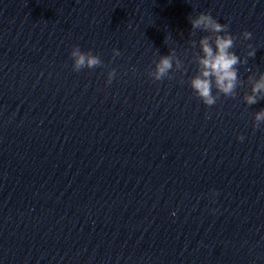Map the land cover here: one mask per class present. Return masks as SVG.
Listing matches in <instances>:
<instances>
[{"label": "clouds", "instance_id": "clouds-1", "mask_svg": "<svg viewBox=\"0 0 264 264\" xmlns=\"http://www.w3.org/2000/svg\"><path fill=\"white\" fill-rule=\"evenodd\" d=\"M192 30H200L207 33L199 39V52L196 53L195 63L197 66L196 74L190 79V87L194 94L207 106H213L219 96L235 97L238 85L242 81L238 76L237 66L246 64L247 58H241L232 49L236 36L228 31V25L217 21L210 13L200 12L194 18L189 17ZM244 40H249L252 33L244 31L242 33ZM197 42L192 41V46L196 47ZM251 48V45H249ZM255 50L248 51L247 57H254ZM113 55L119 56L120 52L113 49ZM70 56L73 60V70L80 71L83 68H94L102 64L98 55L91 51L83 52L79 46H74ZM175 67L180 68L181 61L175 57L174 52L169 55L161 56L155 63V67L149 72V75L156 81L163 80L165 77L171 79L170 72ZM115 69L108 72V83L115 77ZM254 82L251 84L250 94L244 96L247 105H254L259 99H264V72L259 77H249ZM213 88L216 92L214 94ZM255 126L259 127L264 121V109L255 114ZM243 140V136L238 137Z\"/></svg>", "mask_w": 264, "mask_h": 264}]
</instances>
